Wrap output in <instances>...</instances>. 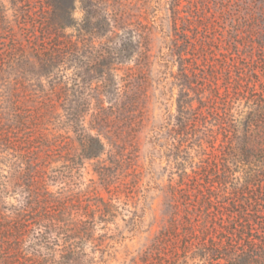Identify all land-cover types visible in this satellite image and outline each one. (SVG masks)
<instances>
[{"label": "trees", "instance_id": "1", "mask_svg": "<svg viewBox=\"0 0 264 264\" xmlns=\"http://www.w3.org/2000/svg\"><path fill=\"white\" fill-rule=\"evenodd\" d=\"M151 190L133 264H264V0H0V264H108Z\"/></svg>", "mask_w": 264, "mask_h": 264}, {"label": "rangeland", "instance_id": "2", "mask_svg": "<svg viewBox=\"0 0 264 264\" xmlns=\"http://www.w3.org/2000/svg\"><path fill=\"white\" fill-rule=\"evenodd\" d=\"M75 16L78 19L83 17L81 8L76 10ZM157 36L154 42L155 51H158L163 46L162 40L159 38V35ZM155 94L156 96L152 100L151 106H149L148 128L142 139V161L145 163H147L148 157L153 150L152 144L149 141L150 133L154 128L161 126L165 122L168 109L173 112L176 107V104H173L174 102H167L165 97L161 96L160 91H156ZM87 167L89 172L86 174V178L89 180L94 175L92 174L90 164L87 163ZM103 194L105 195V193ZM180 202L184 204L182 199ZM164 209V198L154 190H151L145 197L143 196L141 198L139 203L138 210L141 214V219L139 228L135 233L130 232V228L124 225L122 220H118V230L122 231L125 238H122L120 235L118 241L114 243L111 253L107 255L109 259L108 264H133L134 261L138 260L141 254L149 247L150 243H152V239L161 230L164 224ZM183 215L184 212L182 213ZM116 224H112V227H116ZM182 244L181 242L179 244L181 252ZM87 251H90V247L87 248ZM193 251L194 248L191 246V259L189 260V264H204L203 258L194 255Z\"/></svg>", "mask_w": 264, "mask_h": 264}]
</instances>
